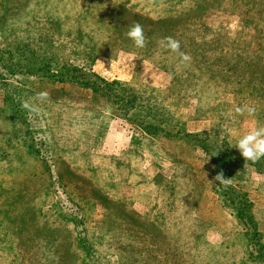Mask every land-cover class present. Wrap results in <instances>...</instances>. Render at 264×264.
I'll return each mask as SVG.
<instances>
[{"label": "rangeland", "instance_id": "rangeland-1", "mask_svg": "<svg viewBox=\"0 0 264 264\" xmlns=\"http://www.w3.org/2000/svg\"><path fill=\"white\" fill-rule=\"evenodd\" d=\"M137 23L143 48L126 35ZM29 34L50 50L77 39L93 57L59 50V60L153 98L189 134L214 132L237 150L264 126V0H0V43ZM11 104L27 132L14 134ZM247 106L253 116L236 112ZM215 177L201 151L140 136L90 90L0 70V264H83L73 218L106 264H253ZM162 180L174 190L153 207ZM233 185L264 243V175L250 169Z\"/></svg>", "mask_w": 264, "mask_h": 264}, {"label": "trees", "instance_id": "trees-1", "mask_svg": "<svg viewBox=\"0 0 264 264\" xmlns=\"http://www.w3.org/2000/svg\"><path fill=\"white\" fill-rule=\"evenodd\" d=\"M76 41L78 40L76 39ZM76 41H73L68 48L66 39L61 45H52L57 49L51 50L47 46L41 48L39 45H44V43L39 44L40 37L34 38L30 34L29 37L23 39L16 37L6 45L0 43V70L9 76L23 74L51 83L69 84L90 90L105 100L117 119L135 128L140 136L151 139L157 136L176 138L191 149L201 151L212 166L215 175L222 172V179H228L223 183L218 181L216 192L223 208L241 224L245 231L243 237L246 242L245 258L247 263L264 264V243H262V236L258 231L253 205L248 196L233 185L243 181V177L250 169L258 175H264V157L254 162L245 161L234 147L224 139H218L214 132L187 133L184 125L172 114H169V110L157 104L153 98L129 92L120 83H107L95 74L85 72L72 63H67L68 61L59 60V50L62 55L67 50L72 56L88 54V57L85 56L87 60L93 57V53L85 50V47L81 46L80 51V48H77L79 41ZM5 91V95L13 94L10 89H5ZM3 102H9V99L7 98ZM11 110V126L14 134L27 132L28 126L21 112L13 105ZM173 186L171 180H162L161 188L155 192L151 206L157 207L159 202L156 196L160 191L167 190L168 193H173ZM165 201L170 204L169 200ZM58 215L67 221V214L60 212ZM72 221L69 219L74 241L81 253L83 264H106V259L98 254L83 227L84 219L73 218Z\"/></svg>", "mask_w": 264, "mask_h": 264}, {"label": "clouds", "instance_id": "clouds-1", "mask_svg": "<svg viewBox=\"0 0 264 264\" xmlns=\"http://www.w3.org/2000/svg\"><path fill=\"white\" fill-rule=\"evenodd\" d=\"M127 37L129 40L133 42L134 47L143 48L145 44V37L143 33V29L137 23L132 25L127 33ZM162 46L166 49H169L171 52L178 53L181 59V62L188 61L190 57L187 54L179 52L180 42L174 40L171 37L165 38L164 41L161 42ZM47 93L41 92L38 93V98H46ZM27 107V105H25ZM247 111L249 116H253L256 109L251 106H247L246 108H236L237 113H243ZM234 146L239 151L240 155L244 158L245 161H256L262 157H264V126H257L240 136L235 142ZM223 173H219L215 180L220 183L226 182L228 179H222Z\"/></svg>", "mask_w": 264, "mask_h": 264}]
</instances>
